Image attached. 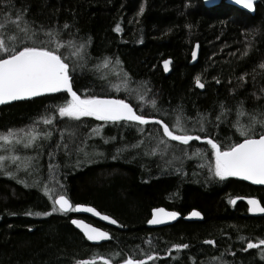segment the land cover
Returning <instances> with one entry per match:
<instances>
[{
    "label": "trees",
    "instance_id": "16d2710c",
    "mask_svg": "<svg viewBox=\"0 0 264 264\" xmlns=\"http://www.w3.org/2000/svg\"><path fill=\"white\" fill-rule=\"evenodd\" d=\"M22 10L36 29L61 33L62 46L48 47L76 67L73 89L82 98L123 99L174 133L179 118L189 135L211 138L222 150L244 140L249 114L259 119L264 112V0L254 15L225 0L212 8L202 0H0V22L8 25L6 16L15 20ZM73 41L84 48L72 47ZM70 99L59 92L0 106L1 135L27 126L36 135L30 148L21 143L15 150L28 159L23 171L0 170V264H124L129 257L145 264H264V245L247 248L264 239V215H251L243 200L255 197L264 206V186L221 179L210 144L171 140L157 123L85 116L71 131L73 118L58 111ZM256 131L258 137V125ZM164 149L169 158H161ZM49 182L73 205H92L113 217L118 227L80 216L107 230L110 240L89 242L72 225L73 211L28 215L51 212ZM157 207L182 217L151 228ZM196 210L203 220L189 219ZM182 244L188 247H175Z\"/></svg>",
    "mask_w": 264,
    "mask_h": 264
},
{
    "label": "snow or ice",
    "instance_id": "6c2138e0",
    "mask_svg": "<svg viewBox=\"0 0 264 264\" xmlns=\"http://www.w3.org/2000/svg\"><path fill=\"white\" fill-rule=\"evenodd\" d=\"M236 5H242L244 9L253 10L254 0H235ZM11 6V5H10ZM143 7L140 9L142 14ZM7 12V9H5ZM15 20H9V24L5 25L0 22V29L5 30L8 34L0 33V104L6 102L22 100L25 98L37 97L45 93H57L66 91L70 94L71 99L67 100L59 107V115L61 117H70L79 119L85 116H94L98 120L103 121H135L139 124H147L149 120L144 114H137L133 106L123 99L101 98L98 96H85L77 94L73 90V75L76 67L70 68V64L65 61L63 54L48 47L55 43L56 48L62 45L59 43L58 37L61 33L57 30H45L43 26L36 29L33 23L25 18L23 10L19 13H14ZM65 28L68 25H64ZM116 31H120L117 26ZM41 33L43 37L41 38ZM29 41L31 43H29ZM18 43H23V47H17ZM71 46L82 50L83 44L77 45L74 41ZM195 56V53H193ZM109 60L103 62L104 67H107ZM170 61H165L167 69ZM199 87L203 88L204 84L197 79ZM143 98V97H142ZM155 107V101H151ZM45 123H51V120L45 119ZM163 125V133L174 141H180L188 144L189 141L195 139L200 140V136H192L188 134H175L167 123L162 120L157 121ZM257 125L261 129L257 138ZM176 126L183 131L182 123L179 118L176 120ZM241 135L245 138L243 142L232 144L226 150H222L221 145L213 139H208L207 143L211 145L215 152L214 174L221 179L226 177H242L245 180H250L256 184L264 185V112L259 114V119L255 115L249 114V123L241 131ZM34 135L28 136L27 140L13 136L11 132L8 135H0V141L9 144L23 143L24 147H28L35 142ZM5 160L4 156H0V162ZM234 202V201H233ZM249 204L252 205V211L264 213V207L260 206L255 199H250ZM58 206V207H57ZM91 212L97 216L101 214L95 208L85 207L83 205H73L68 197L60 194L58 198L53 200L51 212L45 213H27L28 215H51L55 212ZM192 216H200L199 212H192ZM179 216L178 212H167L163 208L154 210L153 218L148 221L149 224H160L166 219H175ZM104 220H109L110 217L103 216ZM73 224L82 228L86 237L90 241H99L108 239L107 232H103L90 225L84 224L83 221L73 220ZM111 223L116 224L117 221L112 219ZM214 243V241H207ZM264 245V239H261L259 244L248 243L247 248H259ZM177 249L187 248V244L176 245ZM152 259L153 257H149ZM79 264H95L93 260H81ZM105 264H111L110 261H105ZM124 264H145L142 259H133L131 257L124 260Z\"/></svg>",
    "mask_w": 264,
    "mask_h": 264
},
{
    "label": "water",
    "instance_id": "95a60500",
    "mask_svg": "<svg viewBox=\"0 0 264 264\" xmlns=\"http://www.w3.org/2000/svg\"><path fill=\"white\" fill-rule=\"evenodd\" d=\"M202 1H203L204 5H205L207 8L216 7V6L220 5V4L223 2V0H202ZM258 1H259V0H254V9H253V10L244 9L242 5H236V4H235V0H225V3H227V4H229V5L236 6V7H238L239 9H241V10H243V11H246V12L250 13L251 15H254V14H255V11H256V4L258 3ZM198 51H199V49H198V47H197V48L194 50V52H193V53H195V56L193 55L192 63H195V62L197 61ZM167 61H170V60H167ZM170 62H171V61H170ZM163 65H164V68H165V63H164ZM165 71H166V74L169 73V71H170V63H169V65H168L167 69L165 68ZM73 90H74V89H73ZM65 92H66V91H65ZM57 93H58V92H57ZM49 94H55V93H45V94H42V95H40V96H43V95H49ZM77 94L79 95V93H77ZM69 96H70V94H69ZM37 97H39V96H37ZM34 98H36V97L25 98V99H22V100H30V99H34ZM70 98H71V96H70ZM101 98L118 99V98H115V97H101ZM22 100L6 102L5 104H0V106H2V105H6V104H10V103H15V102L22 101ZM126 102H127V101H126ZM127 103H129V102H127ZM129 104H130V103H129ZM137 114H138V113H137ZM146 118L149 120V123H157V121H160V120H161V119H159V118H153V117H146ZM162 121H163V120H162ZM163 122H164V121H163ZM137 123H138V122H137ZM149 123H147V124H149ZM159 124H160V123H159ZM161 125H162V124H161ZM162 126H163V125H162ZM257 138H258V137H257ZM170 139H171V138H170ZM208 139H211V138H204V139L201 138L200 140H197V141H200V142H207ZM193 140H195V139H193ZM193 140H191V141H193ZM242 142H243V141H242ZM235 178L240 179V180H242V181H245V182H247V183H249V184H251V185H255V186H264V185H261V184H256V183H254V182H252V181H250V180H245V179H243L242 177H235ZM58 196H59V195H58ZM58 196H57V198H58ZM68 199H69V198H68ZM238 199H240V198H236V199H234V203H236ZM250 199H255V200H257V201L259 202L260 206L264 207L258 198H255V197H245V198H243V200L248 204V207H249V213H250L251 215H253V216H262V215H264V213H261V212H259V211H252V210H251V209H252V205L249 204V200H250ZM71 203H72V202H71ZM79 205H83V206H85V207H92V208H95L94 206H92V205H87V204H79ZM57 207H58V206H57ZM157 208H163V209H165L167 212H178V211H174V210H168V209H166L165 207H157ZM157 208H154V209L152 210V216H151L150 219L153 218L154 210L157 209ZM95 209H96V211H98V212L101 214L100 216H97V215H95L94 213H91V212H85V211L74 212V211H73L74 214H75L76 216L71 220V223H72L73 220H80V221H83L84 224H86V225H90V226H92V227H94V228H97V229L103 231V232H107L108 235H109V238H108V239H103V240H99V241H90V240L87 239V237H86L84 231L82 230V228H80V227H78L77 225H75V224L72 223V225H73L77 230H79V231L85 236V238H86L89 242H91V243H93V244H95V245H99V244L105 243V242H107V241L110 240V233H109L107 230H104V229H102V228H100V227H98V226H96V225L90 223L89 221L85 220L84 218H81L80 216H89V217H91V218H93V219H95V220H97V221H99V222H101V223H103V224H105V225H107V226H111V227H118V226H119V223H118V222H117L116 224L111 223V220L114 219L113 217H111V216H109V215H107V214H104V213L100 212L97 208H95ZM196 212H199V211H196ZM178 213H179V212H178ZM199 213L201 214L200 216L197 217V216H192V215H190L189 219L192 220V221H193V220H203V214H202L201 212H199ZM105 215L108 216V217H110V219H109V220H104L102 217L105 216ZM181 217H182V215L179 213V216H178L177 218H175V219H166L165 222L160 223V224H155V225L147 223V225H148L149 227H151V228L165 227V226L172 225L173 223H175L176 221H178ZM150 219H149V220H150ZM114 220H115V219H114Z\"/></svg>",
    "mask_w": 264,
    "mask_h": 264
},
{
    "label": "rangeland",
    "instance_id": "374dc122",
    "mask_svg": "<svg viewBox=\"0 0 264 264\" xmlns=\"http://www.w3.org/2000/svg\"><path fill=\"white\" fill-rule=\"evenodd\" d=\"M60 52H62L61 49H60ZM76 52H77V54H80L79 51H73V52L67 51V55L68 56H71L73 54H76ZM113 88H114L115 91L122 90V88L120 87L119 84H113ZM22 101H24V100H22ZM80 119L81 118H79V119H74L73 118L71 120V122L69 124L71 131H72V128H73V124L74 123L75 124H78V123L80 124L81 123V122H77V121H80ZM38 121L40 123L39 125H42L43 124V119H38ZM32 129H33V126H27V127H24L21 130H16L15 133H13L12 135L13 136H16V137H20V138H22L24 140H27L28 136H30V135H34L36 137V135L31 132ZM8 134H3V135H8ZM175 134H177V135H180V134H188L189 135V132L184 127H183V131H181V128L178 127L177 131H175ZM20 144L21 143H15V142L9 144L7 142L0 141V156H4L5 157V160L3 162H0V170L5 171V173L8 170L10 172H12L13 169H14L13 167L16 166V167H20L21 168V171H23V168H24L23 164H27L28 163V159L25 158V157H22V156L18 155L20 153L23 154L22 152H18V153L15 154V150H17L19 148V145ZM22 145H23V143H22ZM30 146L31 145H29L28 147H24V148L27 149V148H30ZM92 152H94V151H92ZM167 152H170V151H167L166 149H164V152H161L160 153L161 156H162L161 157L162 159L169 158V155H166ZM173 152L175 153V155H177L176 154V151L174 149H173ZM27 166L28 167H33V165L31 163H29ZM14 174L16 176H22V173H20V172H14ZM45 190H46V192H47V194L49 196L50 204H51V200L56 199V197L58 195L62 194V192H63L62 190L60 191V189L58 188L57 184H53V182L46 183L45 184ZM55 191H57L58 193L56 192L57 194L55 196H53Z\"/></svg>",
    "mask_w": 264,
    "mask_h": 264
},
{
    "label": "bare ground",
    "instance_id": "6f19581e",
    "mask_svg": "<svg viewBox=\"0 0 264 264\" xmlns=\"http://www.w3.org/2000/svg\"><path fill=\"white\" fill-rule=\"evenodd\" d=\"M197 47H198V46H197ZM197 47H196V48H197ZM196 48H195V49H196ZM195 49H194V50H195ZM198 49H199V47H198ZM198 52H199V51H198ZM192 59H193V54H192ZM165 72H166V71H165ZM169 72H170V71H169ZM61 92H65V91H61ZM58 93H59V92H58ZM164 123H165V122H164ZM157 124H159V123H157ZM160 125H161V124H160ZM192 136H197V135H192ZM202 139H204V138H202ZM56 198H57V197H56ZM196 211H199V210H196ZM193 212H194V211H193ZM199 212H200V211H199ZM66 213H68V212H66ZM190 215H191V214H190ZM190 215H189V217H190ZM73 218H74V217H73ZM73 218H72V219H73ZM72 219H71V220H72Z\"/></svg>",
    "mask_w": 264,
    "mask_h": 264
},
{
    "label": "flooded vegetation",
    "instance_id": "af4514ba",
    "mask_svg": "<svg viewBox=\"0 0 264 264\" xmlns=\"http://www.w3.org/2000/svg\"><path fill=\"white\" fill-rule=\"evenodd\" d=\"M238 201V200H237Z\"/></svg>",
    "mask_w": 264,
    "mask_h": 264
}]
</instances>
